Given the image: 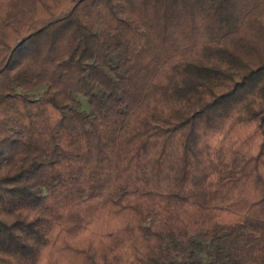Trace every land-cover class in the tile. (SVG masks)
<instances>
[{"label": "trees", "instance_id": "1", "mask_svg": "<svg viewBox=\"0 0 264 264\" xmlns=\"http://www.w3.org/2000/svg\"><path fill=\"white\" fill-rule=\"evenodd\" d=\"M0 264H264V0H0Z\"/></svg>", "mask_w": 264, "mask_h": 264}, {"label": "rangeland", "instance_id": "2", "mask_svg": "<svg viewBox=\"0 0 264 264\" xmlns=\"http://www.w3.org/2000/svg\"><path fill=\"white\" fill-rule=\"evenodd\" d=\"M42 90H43L42 87H36L35 89H33L29 93L34 98V97H37L41 93ZM81 106H82L83 109H86V105L84 104V102H82V105Z\"/></svg>", "mask_w": 264, "mask_h": 264}]
</instances>
